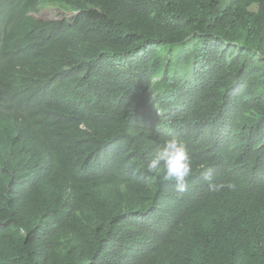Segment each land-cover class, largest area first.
<instances>
[{
	"label": "trees",
	"instance_id": "trees-1",
	"mask_svg": "<svg viewBox=\"0 0 264 264\" xmlns=\"http://www.w3.org/2000/svg\"><path fill=\"white\" fill-rule=\"evenodd\" d=\"M219 1L0 0V264H107L138 249L149 236L128 212L160 186L147 163L171 136L189 148L198 199L211 170L262 202L214 264H264L245 246L264 240V0ZM42 3L76 13L27 15ZM200 210L152 238L171 264H200Z\"/></svg>",
	"mask_w": 264,
	"mask_h": 264
},
{
	"label": "clouds",
	"instance_id": "clouds-1",
	"mask_svg": "<svg viewBox=\"0 0 264 264\" xmlns=\"http://www.w3.org/2000/svg\"><path fill=\"white\" fill-rule=\"evenodd\" d=\"M219 3V7L223 8L229 5L230 0ZM47 6L58 7L61 16L49 19L34 16ZM94 9L98 11L97 8ZM74 13L76 12L63 11L51 3H42L28 10L27 15L38 21L54 22L70 18ZM79 127L87 129L83 123ZM147 170L160 180V186L145 198L144 207L129 209L128 219L131 228L147 233L149 238L142 239L139 248L134 251L114 248L108 254L107 264H171L172 255L168 244L155 242L152 238L166 237L173 230L184 226L186 219L182 218L183 210L194 201L200 202L201 210L193 217L206 227V243L198 248L197 259L200 264H214L230 258L242 243L233 235L237 220L258 214L262 209V202L256 191L244 189L243 184L236 187L232 182L216 183L211 170L203 174L202 179L208 184V188L198 199V190L188 180L192 174L189 148L177 136L167 137L156 145L147 163ZM143 177L148 178L146 175ZM262 227L264 228V224ZM20 234L25 236V230L21 228ZM246 245L254 253L264 257V240L260 235L256 237L253 249Z\"/></svg>",
	"mask_w": 264,
	"mask_h": 264
},
{
	"label": "rangeland",
	"instance_id": "rangeland-1",
	"mask_svg": "<svg viewBox=\"0 0 264 264\" xmlns=\"http://www.w3.org/2000/svg\"><path fill=\"white\" fill-rule=\"evenodd\" d=\"M35 17L40 19H49V18H57L61 16V11L56 6H47L42 8L37 14H34ZM181 45L173 46L172 52L169 55L172 62L176 61L177 58V52L180 49ZM164 57V54H163ZM184 71H181L180 74L183 75Z\"/></svg>",
	"mask_w": 264,
	"mask_h": 264
}]
</instances>
